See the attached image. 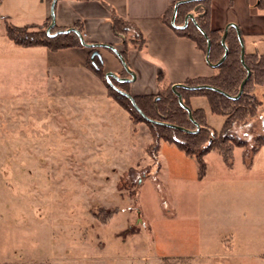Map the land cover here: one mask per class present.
Here are the masks:
<instances>
[{"label": "rangeland", "instance_id": "1", "mask_svg": "<svg viewBox=\"0 0 264 264\" xmlns=\"http://www.w3.org/2000/svg\"><path fill=\"white\" fill-rule=\"evenodd\" d=\"M13 73L0 55V264H264V245L257 242L264 238V213L263 223L256 213L223 214L216 197L209 204L216 212L203 211L197 171L190 157L180 164L175 144L164 147L160 174L145 148L147 134H134L122 118H101L114 112L112 105L77 98L64 105L28 72ZM256 92L264 100V84ZM191 101L204 107L212 127H223L225 117L211 110L207 96ZM257 119L255 128L236 124L233 131L264 134L263 109ZM260 158L264 174V152ZM159 177L175 217L163 211ZM222 189L228 206L236 188ZM261 195L264 201V185ZM100 206L120 211L104 223L94 213Z\"/></svg>", "mask_w": 264, "mask_h": 264}, {"label": "crops", "instance_id": "2", "mask_svg": "<svg viewBox=\"0 0 264 264\" xmlns=\"http://www.w3.org/2000/svg\"><path fill=\"white\" fill-rule=\"evenodd\" d=\"M52 1L0 0V55H4L8 66L14 68L15 73L13 74L23 75L24 72H28L35 79L45 83L46 92L48 95L52 94L51 98L54 101L61 100L65 105L71 98H77L91 101V104L95 106L112 105L115 109L114 112L106 115L102 113L101 118L110 123L115 122L113 118L116 121L122 118L134 134L137 132L147 134L145 143V148H147L152 141L149 127L146 132L143 122L135 124L130 113L117 100L109 96L104 80L87 65L88 50L84 46L65 47L58 50H51L44 45L24 47L15 44L7 36V23L22 26L41 22L51 16ZM178 1L57 0L55 18L56 24L63 27H72L76 22L81 21L84 26V37L87 40L92 43L109 44L119 52H122L125 47L124 41L113 30L111 9L106 3L114 7L119 15L133 21L142 30L147 40L144 49L133 47L128 51V65L134 73V77L123 72L125 67L111 47L100 46V51L107 72L112 71L117 76L131 77L128 87L132 95L150 94L160 90L161 86L158 81L160 72L165 73L166 80L173 85L184 83L188 77L210 76L216 72V67L207 61L205 52L197 47L195 41L190 37L178 34L164 20L167 8L170 4ZM259 2L260 0H212V27L225 29L232 23L236 24L242 33L246 51L263 53L264 7H260ZM257 124L258 119L252 120L247 126L255 128ZM118 132L120 133L119 128ZM132 139L134 142L138 140L137 135L132 136ZM167 143L170 142H162L159 152L160 174L164 166V147ZM126 147L128 152H133L135 148L132 142L127 143ZM179 150L181 151L179 152L180 164L183 163L181 160L188 161L189 158L184 157H190L189 161L197 171V178L201 184H199L196 199L198 203L201 199V206L205 205L203 211L215 213L219 209L218 212H223V214L237 213L244 217L256 213L261 219L259 223H263L264 201L261 193L264 174L258 165L264 152V146L248 162L244 158V147L236 146L234 149L235 161L232 167L226 164L218 151H210L206 155L208 169L203 179L198 177V163L194 162V157L187 155L181 149ZM171 151L175 150L171 148ZM239 153L242 158L238 156ZM240 158L242 162H240ZM157 181L162 188L163 196L160 195V200L163 211L167 216L175 217L177 209L169 200L161 177ZM227 184H233L236 188L233 194L234 198L228 201V206L224 198L226 192L222 189ZM213 197H216L222 206L210 209L209 204ZM237 198V207H235L234 203ZM231 204L234 205L231 206ZM147 220L151 224L155 241L154 226L148 218ZM261 232L263 233V231ZM257 242L264 245V238ZM262 248L260 250H264V246Z\"/></svg>", "mask_w": 264, "mask_h": 264}, {"label": "trees", "instance_id": "3", "mask_svg": "<svg viewBox=\"0 0 264 264\" xmlns=\"http://www.w3.org/2000/svg\"><path fill=\"white\" fill-rule=\"evenodd\" d=\"M178 2V11L173 24L175 6ZM178 2L170 4L164 14V20L178 34L194 40L197 47L207 55L208 38L203 32L205 31L211 40L209 61L211 63L219 62L226 51L222 43L225 29L213 28L211 25L212 0H179ZM106 4L111 9L113 30L124 41L125 47L120 53L128 63L129 49L133 47L144 49L147 44L146 37L133 21L119 15L114 7L108 3ZM259 6L264 7V0H260ZM190 13L194 14L196 21L203 30L191 19H189L188 25L182 27ZM51 22L52 16L41 22L22 26L7 23L6 34L15 44L24 47L44 45L51 50H58L65 47L84 46L88 50L87 65L104 80L108 87L109 96L117 100L130 113V117L135 124L145 121L149 125L152 141L146 150L154 158L158 171L161 169L159 152L163 141L174 143L187 155L197 160L198 177L200 179L206 176L208 169L206 155L210 151H218L223 156L226 164L232 167L235 161L234 149L236 146L244 147V158L247 162L251 161L257 151L264 146L263 133L243 137L233 131L236 124L239 126L247 125L260 114L262 109L264 110V100L260 99L256 92L257 86L264 84V52H245V63L251 69V76L238 98L227 96L223 92L212 88H192L193 86L208 84L220 88L232 96H236L240 92L241 84L248 74V69L241 59L242 45L236 27L230 26L228 29L226 36L228 55L216 67V72L210 76L188 77L184 81L186 86L180 85L177 87L184 103L192 109L193 120L188 109L180 103L178 94L173 89V83L166 80V75L163 72L158 74L161 87L157 93L133 95L138 106L148 117L145 118L136 109L131 99L108 81L104 61L101 59L100 47L85 46L76 31L49 35L47 28ZM73 27L80 30L84 35V26L81 21L76 22ZM66 28L68 27L55 24L51 32L54 33ZM85 40L90 42L86 38ZM123 72L128 73L125 68ZM110 78L115 85L130 93L128 81H120L114 77ZM194 95L207 96L211 110L225 117L223 127L220 130L215 129L208 123L207 112L204 107H194L192 105L191 98ZM158 121L183 126L190 131ZM131 195L133 196V192ZM139 209H141L140 204ZM119 211V207L100 206L97 207L94 213L102 222L107 223ZM145 225L152 233L151 224L146 217ZM137 230L138 224L134 222L131 231L134 233Z\"/></svg>", "mask_w": 264, "mask_h": 264}, {"label": "water", "instance_id": "4", "mask_svg": "<svg viewBox=\"0 0 264 264\" xmlns=\"http://www.w3.org/2000/svg\"><path fill=\"white\" fill-rule=\"evenodd\" d=\"M56 3H57V0H53V1H52V5H51V16H52V22H51V24L49 25V27L47 28V33H48L49 35H56V34H58V33H60V32L76 31V32L79 34L80 39H81L82 43H83L85 46H93V47L109 46V47H111V48H112V49L118 54V56H119V58L121 59L123 65H124V67H125V69L127 70V72H128L132 77H134V73L132 72L130 66L128 65V63L126 62V60L124 59V57L122 56V54H121L118 50H116L115 48H113L111 45H109V44H102V43H92V42H87V41L85 40L84 35L82 34V32H81L80 30H78L77 28L73 27V26H72V27H68V28H66V29H63V30H59V31L54 32V33L51 32V29H52L53 26H55V24H56V18H55V7H56ZM178 5H179V2L176 3V6H175V14H174V16H173V20H172V23H173V24L175 23V16H176V13H177V11H178ZM189 19L193 20V21L198 25V27H199L201 30H203V29L200 27V25L198 24V22L196 21V18H195V16H194V14H192V13L188 14V16H187V18H186V21H185L184 25H182V27H185L186 25H188V23H189ZM230 25H231V26H234V27L237 28L238 36H239V39H240V42H241V45H242L241 59H242V62L246 65V63H245V52H246V48H245V42H244V39H243L242 33H241L239 27H238L236 24L232 23V24H230ZM230 25H229V26H230ZM229 26L225 28V31H224V34H223V37H222V43H223V45L225 46L226 51H225L224 55L222 56V58L220 59V61L217 62V63H211V62L209 61V57H208V55H209V51H210V49H211V40H210V38L208 37L207 33H206L205 31H203L204 34H205V35L207 36V38H208V51H207L206 59H207V61H208L210 64H212V65L215 66V67H217L220 63H222V62L224 61V59L227 57V55H228V47H227V44H226V36H227V33H228ZM246 67H247V69H248V74H247V76L245 77V79L243 80V82H242V84H241L240 92H239L236 96H232V95L229 94L228 92H226V91H224V90H222V89H220V88L214 87V86H212V85H208V84H202V85H198V86H193L192 88H193V89H196V88H212V89H216V90H218V91L223 92V93H224L225 95H227V96L234 97V98H238V97L242 94V92H243V90H244V86H245L247 80H248V79L250 78V76H251V69L248 67V65H246ZM106 76H107L108 81H109V82H110V83H111V84H112L117 90H119L120 92H122L123 94H125L127 97H129V98L131 99V101L133 102L134 106L136 107V109H137V110H138V111H139V112H140L145 118H148L147 115H146V114L141 110V108L138 106V104H137V102H136L134 96H133L131 93H129V92H127V91L121 89V88L118 87L117 85H115V83H114V82L111 80V78H110V77H114V78H116L117 80H120V81H129V80L131 79V77H129V76H117V75H116L114 72H112V71L107 72ZM180 85L186 86L184 83H178V84H174V85H173V89H174V91L178 94V97H179V101H180V103H181L185 108L188 109L189 114H190V117L194 120L193 115H192V109H191L188 105H186V104L184 103L183 98H182V95H181V93H180V92L178 91V89H177V87L180 86ZM158 122H160V123H166V122H161V121H158ZM166 124H168V125H172V126H176V127L181 128V129H184V130H188V131H190L189 129H187V128L183 127V126H178V125H174V124H170V123H166ZM138 213H139V215H140L141 210H139Z\"/></svg>", "mask_w": 264, "mask_h": 264}]
</instances>
